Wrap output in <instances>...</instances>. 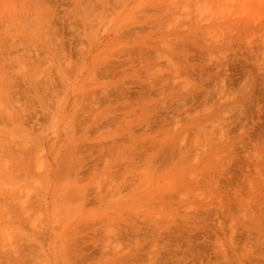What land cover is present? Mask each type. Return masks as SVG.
Listing matches in <instances>:
<instances>
[{"label": "rangeland", "instance_id": "374dc122", "mask_svg": "<svg viewBox=\"0 0 264 264\" xmlns=\"http://www.w3.org/2000/svg\"><path fill=\"white\" fill-rule=\"evenodd\" d=\"M0 264H264V0H0Z\"/></svg>", "mask_w": 264, "mask_h": 264}, {"label": "bare ground", "instance_id": "6f19581e", "mask_svg": "<svg viewBox=\"0 0 264 264\" xmlns=\"http://www.w3.org/2000/svg\"><path fill=\"white\" fill-rule=\"evenodd\" d=\"M218 11V10H217Z\"/></svg>", "mask_w": 264, "mask_h": 264}]
</instances>
